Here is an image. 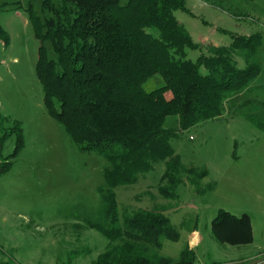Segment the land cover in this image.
Wrapping results in <instances>:
<instances>
[{"label":"rangeland","instance_id":"1","mask_svg":"<svg viewBox=\"0 0 264 264\" xmlns=\"http://www.w3.org/2000/svg\"><path fill=\"white\" fill-rule=\"evenodd\" d=\"M44 1L0 0V29L8 36L6 45L0 40V137L6 136L2 156L12 154L21 139L11 167L0 175V263L92 264L112 245L88 226L102 213L98 187L107 162L81 152L45 107L36 74L40 43L26 11L31 9L42 21L50 18ZM182 1L185 10L174 16L195 45L187 51L188 59L228 47L236 36L257 35L252 61L258 72L228 97L221 116L170 140L184 168L207 171L200 183L204 193L195 192L180 173L183 182L176 197L163 198L158 191L166 185L160 179L163 162L113 192L120 221L135 209L160 210L176 227V241L162 239L160 249L150 247L146 255L179 259L195 229L202 240L189 252L197 264H212L236 246L218 243L211 233V221L221 210L236 217L246 214L253 224V243L240 246L241 251H264V0ZM50 3L57 7L59 0ZM44 47L54 58L50 43ZM241 54L232 59L244 68Z\"/></svg>","mask_w":264,"mask_h":264},{"label":"trees","instance_id":"2","mask_svg":"<svg viewBox=\"0 0 264 264\" xmlns=\"http://www.w3.org/2000/svg\"><path fill=\"white\" fill-rule=\"evenodd\" d=\"M50 2L43 3L51 13L43 21L26 10L40 43L36 74L45 107L81 152L107 162L104 183L98 187L102 213L88 226L112 245L92 264H197L186 250L177 260L146 255L150 247L160 249L162 239L176 241L178 231L160 210L135 209L120 221L113 189L133 184L163 162L160 179L166 185L158 189L163 198L176 197L183 182L180 173L195 192L204 193L200 183L207 171L184 168L170 140L221 116L228 97L258 72L252 60L260 37L236 36L228 47H213L192 61L187 51L195 45L174 16L176 10H185L182 0H59L57 7ZM7 37L0 29L4 45ZM45 42L54 58L47 55ZM237 52L244 68L232 59ZM5 137H0V175L21 147L18 138L13 153L2 156ZM211 233L220 244L252 242L246 214L219 211Z\"/></svg>","mask_w":264,"mask_h":264},{"label":"crops","instance_id":"3","mask_svg":"<svg viewBox=\"0 0 264 264\" xmlns=\"http://www.w3.org/2000/svg\"><path fill=\"white\" fill-rule=\"evenodd\" d=\"M251 224V230H252V242L253 243V224ZM202 240L201 235L196 231L195 229L191 230L187 237V249L188 251H193L194 248L198 247L200 244V241ZM245 245V246H246ZM242 245H236L234 246L233 250L229 252L228 256L226 257L224 253H222L223 260L219 261H213L212 264H264V251L259 250H245L241 251L239 248Z\"/></svg>","mask_w":264,"mask_h":264}]
</instances>
